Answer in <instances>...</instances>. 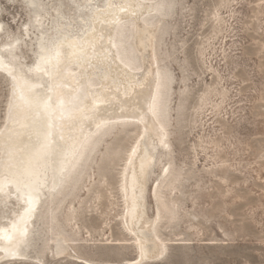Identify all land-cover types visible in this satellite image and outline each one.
<instances>
[{
    "label": "rangeland",
    "instance_id": "rangeland-1",
    "mask_svg": "<svg viewBox=\"0 0 264 264\" xmlns=\"http://www.w3.org/2000/svg\"><path fill=\"white\" fill-rule=\"evenodd\" d=\"M66 1L74 20L63 18L60 26L72 31L88 6ZM174 1L157 42L171 76L166 103L171 169L159 190L168 210L155 228L166 252L158 258L148 252L138 264H264V0H230L220 10L224 22L218 35H213L211 11L219 0H172V9ZM0 20L2 47L26 20L21 0H0ZM139 39L147 59L144 72L151 47L143 25ZM28 44L19 42L18 60L33 61V44ZM207 66L217 70L220 82L197 114L201 92L214 81ZM3 76L0 72V120L8 92ZM136 134L133 122L107 127L69 188L49 203L46 223L69 241L65 253L47 248L45 264H125L135 257L134 237L121 221L118 181ZM161 164L156 158L149 171V218L156 210L151 189ZM30 254L0 264H38Z\"/></svg>",
    "mask_w": 264,
    "mask_h": 264
},
{
    "label": "bare ground",
    "instance_id": "bare-ground-1",
    "mask_svg": "<svg viewBox=\"0 0 264 264\" xmlns=\"http://www.w3.org/2000/svg\"><path fill=\"white\" fill-rule=\"evenodd\" d=\"M74 1L88 10L67 31L60 21L74 20V14L66 0H21L26 20L0 47V72L8 84L0 123V261L30 258L33 252L38 264H45L50 246L56 254L64 252L69 239L51 232L45 220L49 203L69 188L107 127L133 122L137 134L118 185L121 221L135 240V257L125 264H138L149 253L158 258L166 252L155 228L168 210L159 190L171 169L166 117L171 76L159 59L157 42L161 20L176 2L172 9V0ZM229 2L219 0L211 11L213 35L223 31L220 10ZM140 25L148 30L151 47L144 72ZM20 41L33 44L32 62L17 59ZM207 68L214 81L201 92L197 114L220 82L217 70ZM156 158L162 164L151 189L156 210L149 218L145 192Z\"/></svg>",
    "mask_w": 264,
    "mask_h": 264
},
{
    "label": "water",
    "instance_id": "water-1",
    "mask_svg": "<svg viewBox=\"0 0 264 264\" xmlns=\"http://www.w3.org/2000/svg\"><path fill=\"white\" fill-rule=\"evenodd\" d=\"M169 16V15H168ZM164 29H165V27H164Z\"/></svg>",
    "mask_w": 264,
    "mask_h": 264
}]
</instances>
